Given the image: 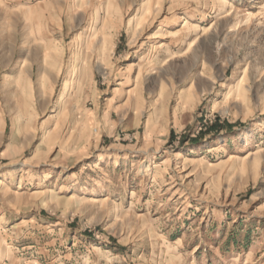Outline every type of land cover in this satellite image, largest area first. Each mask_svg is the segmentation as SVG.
<instances>
[{
  "label": "rangeland",
  "instance_id": "obj_1",
  "mask_svg": "<svg viewBox=\"0 0 264 264\" xmlns=\"http://www.w3.org/2000/svg\"><path fill=\"white\" fill-rule=\"evenodd\" d=\"M0 264H264V0H0Z\"/></svg>",
  "mask_w": 264,
  "mask_h": 264
},
{
  "label": "bare ground",
  "instance_id": "obj_2",
  "mask_svg": "<svg viewBox=\"0 0 264 264\" xmlns=\"http://www.w3.org/2000/svg\"><path fill=\"white\" fill-rule=\"evenodd\" d=\"M79 83H80V82H79ZM79 83H78V84H79ZM185 94H186V93H185V90H183V91L181 92V98H182V99L185 98ZM65 99H66V92H63V93H62V96H61V98H60V103H59V107H58L59 109L62 108V106L64 105Z\"/></svg>",
  "mask_w": 264,
  "mask_h": 264
}]
</instances>
